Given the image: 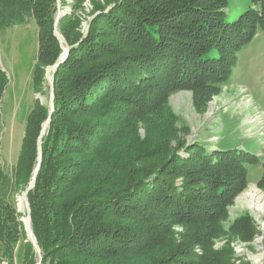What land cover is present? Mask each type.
<instances>
[{"label": "trees", "instance_id": "16d2710c", "mask_svg": "<svg viewBox=\"0 0 264 264\" xmlns=\"http://www.w3.org/2000/svg\"><path fill=\"white\" fill-rule=\"evenodd\" d=\"M254 1L258 9L247 3L233 10L229 0H106L93 7L101 14L85 36L79 16L66 17L60 33L70 50L53 74L52 111L34 103L13 178L0 166L3 256L12 258L22 240V264L40 257V264H232L229 249L211 250L201 237L249 184L247 166L261 165L257 186L264 191V149L259 158L198 144L183 158L168 141L174 130L157 131L153 121L170 95L190 90L203 102L229 81L237 53L264 32V0ZM56 2L0 0V32L25 18L36 25L35 90L40 68L53 67L61 54ZM7 86L0 70V130ZM39 160L27 192L37 256L12 193L27 190ZM174 225L192 228L207 252L197 256L183 236L177 242ZM233 229L245 241L254 233L246 216Z\"/></svg>", "mask_w": 264, "mask_h": 264}, {"label": "rangeland", "instance_id": "374dc122", "mask_svg": "<svg viewBox=\"0 0 264 264\" xmlns=\"http://www.w3.org/2000/svg\"><path fill=\"white\" fill-rule=\"evenodd\" d=\"M105 1L64 0L61 3L57 0L53 35L58 40L61 54L59 62L55 65L64 63L69 56L70 47L60 33V27L68 23L66 17L77 14L81 22L80 31L85 36L90 21L101 14L100 11L95 12L96 7L102 6ZM229 1L233 10L237 7H245L247 3L252 4V9H258V4L254 0ZM94 6H96L95 10ZM57 16H60L58 21ZM73 22L75 23L74 20ZM65 29L68 31L70 27L66 26ZM36 54L37 28L33 20L25 18L23 24L0 32V70L8 81L6 92L1 100L0 166L9 179H12L14 175L28 113L36 101L49 108L53 94L52 71L51 75H48V70L52 67L40 68L39 73L43 72L41 84L37 90L32 87ZM236 58L229 81L212 95L208 94L207 101L198 100L195 93L190 90L174 93L167 98V110L153 121V126L155 130L162 132L166 126L174 130L175 135L173 137L169 135L168 141L171 142L175 154L179 153L185 158V150H191L195 145L203 144L207 150L214 152L237 150L262 157L264 149V32L259 31L252 41L237 53ZM139 85L140 82H138ZM137 135L140 139L145 138L144 125L138 124ZM247 169L249 184L224 209L221 207L222 219L217 222V226L216 223L211 224L208 237H205L206 231H204L201 238L209 240L211 250L229 249L232 264H264V212L255 214L246 206L248 200L246 195L250 192V188L264 197V191L257 186L262 168L261 165H257L247 166ZM183 184L181 179L175 181L177 186ZM24 192L19 195L12 193L16 210L21 214L20 221L27 220L26 205L23 210L18 207V199L24 197ZM260 203L264 205V201ZM243 216L249 217L254 226L253 235L246 241L233 235L235 234L233 225ZM188 227L174 225L172 230L175 233V239L180 242L183 236L184 245L187 242L189 246L194 247V253L201 256L207 252V245L200 247L196 244V238L191 236L194 232ZM27 241L30 242V239L26 234ZM23 243L24 241L21 240L14 248L12 258H6L0 251V264H22ZM35 253L38 256L36 250Z\"/></svg>", "mask_w": 264, "mask_h": 264}, {"label": "water", "instance_id": "95a60500", "mask_svg": "<svg viewBox=\"0 0 264 264\" xmlns=\"http://www.w3.org/2000/svg\"><path fill=\"white\" fill-rule=\"evenodd\" d=\"M60 20V16H57V21ZM57 68V65L53 66L51 69H52V74H54L55 70ZM51 84H53V77L51 78ZM50 107H51V111H52V108H53V94L51 96V103H50ZM47 126V124H46ZM46 126L44 127V130L46 128ZM39 163H40V160L38 162V166L34 172V175L32 177V182L31 184L29 185V187L27 188V190L24 192V200H25V203H26V207H27V220H28V223L25 222V220H21L22 223H23V226H24V231L25 233L28 235V238L30 239V242L31 244L33 245V247L35 248L36 252L38 253V255L40 254V251L37 247V244H36V241H35V238L33 236V233L31 231V225H30V209H29V204H28V200H27V192L33 187L34 185V181H35V176L39 170ZM40 260H41V257L39 258V263L40 264Z\"/></svg>", "mask_w": 264, "mask_h": 264}, {"label": "bare ground", "instance_id": "6f19581e", "mask_svg": "<svg viewBox=\"0 0 264 264\" xmlns=\"http://www.w3.org/2000/svg\"><path fill=\"white\" fill-rule=\"evenodd\" d=\"M51 71L52 69L48 70V75H51ZM257 124V122H254ZM254 125V124H253ZM258 125V124H257ZM250 192H248V194L246 195L247 197V203L246 206L248 207V209L252 210L253 213L255 214H261L264 212V205L260 203V201H264V197L260 196L259 193L257 191H255L254 189L250 188ZM25 200L24 197L19 198L18 199V207L20 210L24 209L25 206ZM25 222L28 223V220L25 219Z\"/></svg>", "mask_w": 264, "mask_h": 264}]
</instances>
